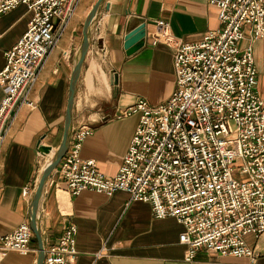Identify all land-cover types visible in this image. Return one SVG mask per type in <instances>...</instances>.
Masks as SVG:
<instances>
[{"label":"built area","instance_id":"2783aa9c","mask_svg":"<svg viewBox=\"0 0 264 264\" xmlns=\"http://www.w3.org/2000/svg\"><path fill=\"white\" fill-rule=\"evenodd\" d=\"M82 0H0V18L25 6L32 19L6 53L0 87V158L12 116L35 110L32 91ZM221 27L195 43L177 39L169 22L158 20L152 44L174 49L176 89L163 104L138 100L119 118L139 123L119 172L107 176L82 156L93 128L72 130L58 168L67 191H95L107 197L126 192L129 202L150 204L156 219L174 218L184 226L179 242L185 260L204 250L256 264L247 237L264 234V100L257 93L253 42L264 39V0H209ZM249 35V42L242 46ZM68 53H64L66 57ZM29 186L22 191L30 198ZM77 227L69 223L44 245L43 264H75ZM29 221L1 238L0 264L10 253L30 254Z\"/></svg>","mask_w":264,"mask_h":264},{"label":"crops","instance_id":"0c3cea01","mask_svg":"<svg viewBox=\"0 0 264 264\" xmlns=\"http://www.w3.org/2000/svg\"><path fill=\"white\" fill-rule=\"evenodd\" d=\"M96 2L81 1L51 52L32 91L37 108H22L12 116L0 158V245L2 237L30 220L31 202L47 156L40 153V147L52 148L50 161L61 144L82 31ZM218 16L209 0L106 1L93 26L75 93L72 130L81 123L93 128L83 144V158L95 160L100 172L115 176L139 123L137 115L119 118L121 114L138 100L163 104L175 91L174 49L152 44L156 22H169L177 39L195 43L221 27ZM31 19L25 6L1 16L0 72L6 65V53L26 33ZM142 27L146 31L143 46L127 55L126 37ZM248 42L247 33L242 46ZM253 52L257 93L264 100V39L253 42ZM5 95L0 87V104ZM27 186L32 190L30 198L22 196ZM129 200L126 192L107 197L89 190L73 196L54 171L40 206L44 245L54 242L72 223L78 229L75 264H251L247 257H224L204 250L193 261H186V247L179 242L184 226L174 218L156 219L150 204ZM246 240L255 249L256 264H264V234ZM31 246L30 254L10 253L1 264H37L35 239Z\"/></svg>","mask_w":264,"mask_h":264},{"label":"water","instance_id":"95a60500","mask_svg":"<svg viewBox=\"0 0 264 264\" xmlns=\"http://www.w3.org/2000/svg\"><path fill=\"white\" fill-rule=\"evenodd\" d=\"M107 0H97L95 5L92 7L91 11L89 12L88 16L86 17L82 35L83 40L81 47L79 49V53L77 56V61L75 63V67L73 70L71 83H70V90H69V97L67 103V109L65 114V121H64V129H63V137L60 146L57 149L55 157L53 161L45 168L42 172L40 177L38 186L36 188L35 194L33 196L31 202V214H30V226L34 233L35 240L38 245V259L37 264H43L44 262V241L41 232V215H40V206L43 194L45 192L46 184L51 176V174L56 170L61 163L62 159L66 155L69 147V142L72 134L73 128V107L75 102V93L76 87L81 75V71L89 52V48L91 45V35L93 26L97 19L98 14L100 13L103 5L106 3ZM146 37V31L142 27L141 29L128 34L125 40L124 48L126 50L127 55H132L133 53L137 52L143 46V40ZM114 84V83H113ZM52 151L51 147L48 146H41L40 153L42 155H48Z\"/></svg>","mask_w":264,"mask_h":264},{"label":"rangeland","instance_id":"374dc122","mask_svg":"<svg viewBox=\"0 0 264 264\" xmlns=\"http://www.w3.org/2000/svg\"><path fill=\"white\" fill-rule=\"evenodd\" d=\"M50 156H51V152L48 154V156L45 157L46 159H43V161H42V167H45V165L47 164V162H49Z\"/></svg>","mask_w":264,"mask_h":264},{"label":"bare ground","instance_id":"6f19581e","mask_svg":"<svg viewBox=\"0 0 264 264\" xmlns=\"http://www.w3.org/2000/svg\"><path fill=\"white\" fill-rule=\"evenodd\" d=\"M48 156V155H47ZM54 157H55V155L51 158V160L49 161V162H47V164L45 165V167H44V170H45V168L53 161V159H54ZM43 170V171H44Z\"/></svg>","mask_w":264,"mask_h":264}]
</instances>
